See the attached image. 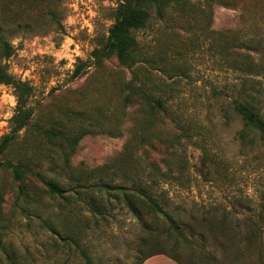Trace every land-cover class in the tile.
Returning <instances> with one entry per match:
<instances>
[{
	"label": "rangeland",
	"instance_id": "374dc122",
	"mask_svg": "<svg viewBox=\"0 0 264 264\" xmlns=\"http://www.w3.org/2000/svg\"><path fill=\"white\" fill-rule=\"evenodd\" d=\"M239 3L240 8H228L217 1L181 0L162 17L152 8L147 27L135 32L142 62L130 70L116 57L103 64L93 58L107 42L121 0H14V11L5 10L6 16L29 22L32 28L9 37L15 54L9 60L0 56V65L33 87L34 117L1 160L24 161L35 174L59 183L65 195L50 197L39 179L17 181L11 169L0 167V235L5 246L0 264H85L79 245L94 264H139L142 223L113 196L80 188L89 173V183H94L101 180L103 169H129L125 147L133 118L139 115L137 107L126 110L123 105L131 81L156 97L169 96L175 119L191 129L193 141H184L181 148L167 149L155 139L157 151L146 145L139 152L142 160L161 167L172 154L174 161H186L190 182L158 189L166 192L171 208L199 218L208 209H219L213 222L229 213L233 225H241L245 233L237 239L257 238L250 231L252 221L264 227V143L243 144L239 139L243 123L231 102L243 90L244 78L229 69L225 48L236 35L264 36V1ZM82 65L83 74L73 78ZM250 80L261 91L264 114V75ZM16 107L14 89L0 83V143L11 134ZM161 119L150 126L151 135L179 132L174 123L166 128ZM53 127L72 135L90 131L68 163L65 143L42 134ZM117 127L122 136L110 135ZM203 148L213 160L206 167ZM92 196L97 202L102 199L97 205L105 216L89 212ZM260 240L264 242V234ZM158 243L161 249L166 246ZM181 251L183 264L201 254L200 246ZM261 255L253 248L244 251L239 262L218 256L206 264H264Z\"/></svg>",
	"mask_w": 264,
	"mask_h": 264
},
{
	"label": "trees",
	"instance_id": "16d2710c",
	"mask_svg": "<svg viewBox=\"0 0 264 264\" xmlns=\"http://www.w3.org/2000/svg\"><path fill=\"white\" fill-rule=\"evenodd\" d=\"M181 0H121L116 11V21L109 30V36L106 44L101 49L93 52V58L96 64H103L106 59L116 57L119 63L132 70L142 62V53L135 32L147 27L151 20L152 8H156L159 16L171 7L180 4ZM210 3L219 2L228 8H240V3L246 0H208ZM264 1V0H263ZM14 0H0V56L9 60L15 54V46L9 40L12 34L19 33L20 29L29 30L32 24L19 20L14 17H7L5 10L14 11ZM264 36L258 33L247 32L241 37L235 36L231 39L229 45L225 48V57L228 58V67L231 71L239 72L243 80V90L239 96L231 102L234 112L241 118L243 128L239 133V139L243 144H256L259 141L264 143V114L261 104L263 97L260 89L250 79L264 75ZM243 50V51H242ZM223 53V51L221 52ZM220 53V54H221ZM262 54L257 58L254 54ZM85 69V65L78 67L73 78H79ZM0 83L10 86L14 89L17 107L13 118L11 119L12 131L0 143V167L11 169L15 180H24L32 176L43 182L50 197H63L65 190L57 182L46 180L41 174H35L33 170L25 164L24 161L12 160L2 161V156H6L16 140L17 136L27 127L34 117V110L30 106V100L33 96V87L23 81L16 80L7 68L0 65ZM127 95L123 99V105L126 108L137 107L138 114L133 118L134 125L130 129L131 136L125 147L130 162L129 169L125 165H120L118 169H103L101 180L89 183L91 174L86 179V184L80 185L86 193L96 192L113 196L114 199L123 203L124 207L131 213L132 217L143 225V237L140 239L137 247V260L139 264L145 263L152 257L165 255L178 264H183L181 250L185 247L200 246L201 254L198 259H191L186 264H206L218 256L232 258L233 262L241 260V254L244 251L256 249L262 253L261 261L264 263V242L260 240L264 234V227L258 222L252 221L251 234L259 239L240 238L245 233L241 225H233L231 215L224 212L218 222H213L211 217L219 209H208L203 212L201 218L196 213H186L185 211H175L171 208L165 191H158L165 184H183L190 182L186 175V161H174L172 158L164 159L163 167L156 161L147 162L142 160L139 152L143 146L149 145L157 151V143H161L167 149L176 150L183 147L184 141H193L189 133L191 129L180 125L175 119V112L171 110L170 97H156L144 89V86H137L133 81L126 84ZM161 90V88H158ZM157 89V90H158ZM174 112V113H173ZM77 117L87 119L83 113H75ZM139 117V118H138ZM162 124L169 128L170 123L175 124V129L180 128L177 134L171 133L163 135L160 131L151 135L150 126L158 122L159 118ZM169 119L170 122L165 121ZM119 127L112 130L109 134L114 137L122 136ZM178 130V129H177ZM42 134L51 141L60 139L65 143V149L69 151L65 155L66 163L69 162V155L76 152L80 142L90 134V131L81 129L76 134H70L64 129L55 127L43 129ZM204 154L202 165L204 167L212 163V157L203 148ZM93 179H97L96 177ZM121 179L120 182L116 180ZM208 181V179H206ZM102 199L98 198V202ZM88 210L95 216H105L102 209L97 205V199L90 197L87 200ZM103 207V206H101ZM105 208V207H104ZM262 214V213H261ZM264 218V217H263ZM164 228L158 233V228ZM191 235V237H190ZM195 238V239H194ZM257 240V241H256ZM158 242H165L164 249L159 248ZM157 246V249H156ZM154 248V249H152ZM0 249L5 252V246L0 235ZM79 252L85 261V264H94L87 251L80 247Z\"/></svg>",
	"mask_w": 264,
	"mask_h": 264
},
{
	"label": "crops",
	"instance_id": "0c3cea01",
	"mask_svg": "<svg viewBox=\"0 0 264 264\" xmlns=\"http://www.w3.org/2000/svg\"><path fill=\"white\" fill-rule=\"evenodd\" d=\"M146 264H178L175 261H173L172 259L160 255V256H155L150 258L149 260L146 261Z\"/></svg>",
	"mask_w": 264,
	"mask_h": 264
}]
</instances>
